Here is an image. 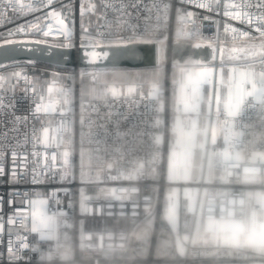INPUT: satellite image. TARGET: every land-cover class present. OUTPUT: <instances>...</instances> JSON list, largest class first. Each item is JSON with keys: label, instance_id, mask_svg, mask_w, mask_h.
I'll return each instance as SVG.
<instances>
[{"label": "built area", "instance_id": "2783aa9c", "mask_svg": "<svg viewBox=\"0 0 264 264\" xmlns=\"http://www.w3.org/2000/svg\"><path fill=\"white\" fill-rule=\"evenodd\" d=\"M78 5L79 0L77 44ZM117 7L124 9L118 13L119 24L109 12L114 43L121 42L118 33L123 34L126 43L183 39L217 47L264 39V0H122ZM13 26L9 24L6 28ZM35 69L38 74L59 72L71 76L75 95L64 109L63 123L56 125L53 121L56 126L51 143L64 185L8 184L5 176L0 186V195L5 201L11 189L46 191L59 187L60 195L46 201L47 214L54 225L37 233L29 223L31 244L27 256L31 264H255L264 261V250L255 251L245 245L193 243L198 212L191 210L185 198L180 202L177 228L164 224L166 197L172 193L174 183L167 178L168 138L160 139L162 107L157 82L136 81L130 89L120 81L105 82L103 95L94 97L81 89L85 83L99 84L102 69L85 74L83 79V69L78 67L62 68L35 62ZM179 82V77H173L168 86ZM14 103L17 115L29 114V126H21L19 134L10 132L6 143H12L13 136L22 137L31 126L33 105L19 91ZM213 117L232 123L238 132V136L230 139L228 149L240 158L213 162L211 178L201 183V189L205 190L203 214L214 220L243 218L246 211L261 208L256 196L264 192V95L258 100L248 93L236 115L222 112L213 113ZM5 125L9 126L8 118ZM36 127L39 128V123ZM21 151L29 153L27 161L22 163L31 169V145ZM48 151L50 155L51 150ZM11 211L5 203V218ZM33 215L34 208L29 211L30 220ZM156 216L159 219L154 228L151 220ZM162 232H167L170 246L160 255L158 237ZM148 236H151L149 245ZM4 240L6 243L7 236Z\"/></svg>", "mask_w": 264, "mask_h": 264}, {"label": "snow or ice", "instance_id": "6c2138e0", "mask_svg": "<svg viewBox=\"0 0 264 264\" xmlns=\"http://www.w3.org/2000/svg\"><path fill=\"white\" fill-rule=\"evenodd\" d=\"M118 3L122 4V0H79L77 44V0H0V49L12 46L21 51L47 55L60 52L65 63L72 61L75 50L80 53L81 61L85 62L81 72L83 79L85 74H94L98 70L97 62L107 61L114 50L131 47L123 42L122 33L117 34L121 42L114 43L112 40L113 19L109 12L116 16L119 24L118 13L124 9L117 7ZM9 24L14 26L6 28ZM50 37L62 39L50 40ZM29 68L33 70L31 73ZM71 79V76L59 72L38 74L32 60L24 64L0 61V186L5 176L8 184L64 185L51 141L54 127L63 123L65 107L72 103L69 97L75 95L74 87L68 83ZM17 91L33 105L31 126L22 137L13 136V142L6 143L10 132L19 134L21 126H29V114L21 116L15 112ZM6 118L9 126L5 125ZM53 121H56V125ZM37 123L39 128L36 127ZM29 144L33 157L31 169L27 163H22L27 161L29 153L21 151L27 149ZM48 150H51L50 155ZM58 189H11L7 201L0 195V264H31L27 256L31 244L29 211L38 202L59 196ZM5 203L12 209L7 218L4 214Z\"/></svg>", "mask_w": 264, "mask_h": 264}, {"label": "crops", "instance_id": "0c3cea01", "mask_svg": "<svg viewBox=\"0 0 264 264\" xmlns=\"http://www.w3.org/2000/svg\"><path fill=\"white\" fill-rule=\"evenodd\" d=\"M263 59L185 65L173 73L180 82L173 86L170 96L169 131L166 135L160 132L162 141L168 138L167 178L174 183L172 193L166 197L164 224L177 228L180 202L185 198L191 210L198 212L193 243L245 245L255 251L264 250L263 191L256 196L260 209L246 211L243 218L214 220L203 214L205 190L201 189V183L211 178L214 161L240 158L228 149L230 139L238 136V132L232 123H223L213 117V113L236 115L248 93L261 99L264 95ZM165 70L167 73L168 68ZM30 225L37 233L54 225L47 214L46 201L34 206ZM158 244L160 248V241ZM162 248L167 249V246ZM255 264H264V261Z\"/></svg>", "mask_w": 264, "mask_h": 264}, {"label": "water", "instance_id": "95a60500", "mask_svg": "<svg viewBox=\"0 0 264 264\" xmlns=\"http://www.w3.org/2000/svg\"><path fill=\"white\" fill-rule=\"evenodd\" d=\"M126 50L110 53L107 61H98L96 68L110 69H143L156 67L162 63L185 65H208L217 62H244L264 58V43L256 46L234 45L217 47L212 43L177 40L165 42L138 41L128 43ZM73 59L65 63L62 53L47 55L43 52H27L9 46L0 49V61H35L62 68H85L80 53L73 50Z\"/></svg>", "mask_w": 264, "mask_h": 264}, {"label": "rangeland", "instance_id": "374dc122", "mask_svg": "<svg viewBox=\"0 0 264 264\" xmlns=\"http://www.w3.org/2000/svg\"><path fill=\"white\" fill-rule=\"evenodd\" d=\"M264 43V39H255L251 41H246L243 43H236L235 45H250V46H256ZM234 46V44L229 45L227 47ZM181 65L177 64H166L162 63L159 66L156 67H150V68H143V69H110V68H101L102 70L99 72L100 75V83L99 84H88L85 83L82 87V92H84L86 95H91L94 97L102 96L104 93L103 85L105 82H111V81H120L121 83H124V87L126 89H130L133 87L136 81H149L153 80L157 82L160 85V92L158 93V97H160L161 102V110H162V118H161V131L163 133H168V120L170 117V96L172 92L173 85L168 86V81L175 76L174 71L176 68H178ZM168 68V72L166 73L165 69ZM165 70V71H164ZM157 72V74L155 72ZM162 73H161V72ZM166 74H165V73ZM161 73V74H159ZM163 74V75H162ZM68 83L72 86L73 82L72 80L68 81ZM69 100H72L71 96L69 97ZM165 210V208H164ZM162 216V215H161ZM163 218V216H162ZM159 219V216L154 217L151 220V226L155 228L157 224V220ZM162 226H163V220H161ZM167 232H162L159 235L158 241H160V248L158 244V254L163 255L168 251L169 246V237L167 236ZM150 237L148 236L147 243L150 244ZM164 246H167V249L162 248ZM164 250V251H161Z\"/></svg>", "mask_w": 264, "mask_h": 264}]
</instances>
